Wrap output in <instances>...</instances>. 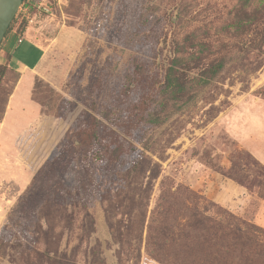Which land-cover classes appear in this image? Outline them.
I'll list each match as a JSON object with an SVG mask.
<instances>
[{"label": "rangeland", "instance_id": "374dc122", "mask_svg": "<svg viewBox=\"0 0 264 264\" xmlns=\"http://www.w3.org/2000/svg\"><path fill=\"white\" fill-rule=\"evenodd\" d=\"M28 2L34 10L25 32L48 48L50 60L34 88L41 120L19 138L20 155L15 145L0 152V264H18L20 246L35 239L63 264H146L149 236L164 225L161 212L185 190L198 201L174 204L178 224L195 203L264 236L254 221L264 204V55L233 56L217 81L161 108L162 122L138 145L144 158L134 169H88L73 144L77 126L116 107L134 66L164 70L187 35L219 33L242 0ZM17 78L7 72L0 85V114ZM49 152L55 159L45 166ZM235 166L250 189L223 175Z\"/></svg>", "mask_w": 264, "mask_h": 264}, {"label": "trees", "instance_id": "16d2710c", "mask_svg": "<svg viewBox=\"0 0 264 264\" xmlns=\"http://www.w3.org/2000/svg\"><path fill=\"white\" fill-rule=\"evenodd\" d=\"M33 7L28 0H23L21 11L0 50L13 31H25L28 12H33ZM22 13L23 20L18 24ZM182 44L164 70L155 72L146 64L134 66L131 74L121 82L118 104L109 115L93 117L76 127L73 144L79 142L86 168L110 165L127 171L134 169L144 158L138 145L155 125L162 122L159 118L161 108L171 101L182 100L194 86L204 87L217 81L233 56L255 54L259 59L264 55V0H242L241 8L219 33L206 30L202 36L192 32ZM7 72L15 73L8 65L0 64V85ZM190 73L196 76L191 77ZM104 83L100 79L96 90L102 89ZM259 94L264 97V91ZM157 103L159 112H155ZM21 151L24 154L23 148ZM47 155H51L50 152ZM49 158V161L43 160L48 161L45 166L55 159L53 155ZM223 175L251 188L238 174L237 166L224 171ZM262 181L264 184V179ZM261 195L264 198V188ZM171 197L169 209L161 212L164 225L158 236L153 233L149 236L146 264H169L167 256L174 257L180 264H264V236H260L263 232L255 225L242 219L237 220L239 223L214 219L195 203V207L187 208L184 214L188 219L186 223L178 224L179 213L174 204L181 199L195 202L198 197L188 190ZM20 248L23 249L19 252L18 264H63L57 256L51 255V251L41 249L38 239L27 241V245Z\"/></svg>", "mask_w": 264, "mask_h": 264}, {"label": "crops", "instance_id": "0c3cea01", "mask_svg": "<svg viewBox=\"0 0 264 264\" xmlns=\"http://www.w3.org/2000/svg\"><path fill=\"white\" fill-rule=\"evenodd\" d=\"M22 39V42L19 40ZM48 48L38 43L27 32L13 31L0 50V64L8 65L18 74L12 92L0 114V152L5 145H15L20 155L18 140L24 131L41 120L42 106L34 99L36 78L49 63ZM254 221L264 227V204Z\"/></svg>", "mask_w": 264, "mask_h": 264}, {"label": "water", "instance_id": "95a60500", "mask_svg": "<svg viewBox=\"0 0 264 264\" xmlns=\"http://www.w3.org/2000/svg\"><path fill=\"white\" fill-rule=\"evenodd\" d=\"M22 5L23 0H0V46Z\"/></svg>", "mask_w": 264, "mask_h": 264}, {"label": "built area", "instance_id": "2783aa9c", "mask_svg": "<svg viewBox=\"0 0 264 264\" xmlns=\"http://www.w3.org/2000/svg\"><path fill=\"white\" fill-rule=\"evenodd\" d=\"M29 3L32 4L31 2H29ZM32 5H34V4H32ZM22 41H23L22 39L19 40V42H22Z\"/></svg>", "mask_w": 264, "mask_h": 264}]
</instances>
